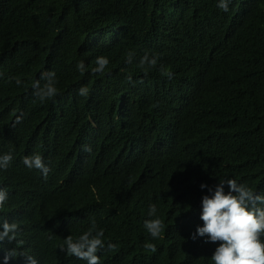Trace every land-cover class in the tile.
Segmentation results:
<instances>
[{"label": "trees", "instance_id": "obj_1", "mask_svg": "<svg viewBox=\"0 0 264 264\" xmlns=\"http://www.w3.org/2000/svg\"><path fill=\"white\" fill-rule=\"evenodd\" d=\"M0 264H264V0H0Z\"/></svg>", "mask_w": 264, "mask_h": 264}]
</instances>
